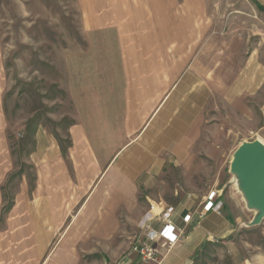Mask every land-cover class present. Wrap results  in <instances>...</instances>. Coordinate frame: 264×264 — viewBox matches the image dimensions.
<instances>
[{
	"label": "crops",
	"instance_id": "obj_1",
	"mask_svg": "<svg viewBox=\"0 0 264 264\" xmlns=\"http://www.w3.org/2000/svg\"><path fill=\"white\" fill-rule=\"evenodd\" d=\"M94 1L106 6L110 0ZM155 1L160 0H138L142 12L129 15H118L114 8V18L107 22L113 25L116 46L107 50L106 64H93L92 71L105 72L102 77L82 80L77 86L66 152L45 131H38L37 138H42L30 156L35 175L31 184L25 176L20 177L11 197L2 189L11 165L0 136V264H80L85 246L98 248L114 239L118 216L126 218L139 240L143 237L139 228L143 215L151 206L156 212L166 205L175 208L174 224L185 233L168 251L160 249V264H193L207 244L231 237L244 221L241 196L236 198L233 191L231 198H220V212L208 211L198 217L188 196L173 205L153 188L165 168L188 157L205 103L206 109L212 103V110H231L243 116L248 107L243 111L242 105L249 102L251 122L258 123L260 102L264 120V97L260 99L264 42L253 45L248 57L229 67L223 66L231 51L226 43L218 47V58L213 57L218 66L207 59L216 49L203 48L205 68L196 62L194 47L180 45V31L173 18H166L169 23L163 31L164 14L154 7ZM221 1L226 5L227 0L218 3ZM236 6H249L250 13L264 20V0H237ZM232 12L241 13L239 9ZM209 18L206 11V40L213 39L212 34L219 39V35L226 36L222 35L224 28L217 35L210 32ZM239 31L236 28L232 38H239ZM205 71L206 79H200ZM215 93L219 95L217 103L212 102ZM2 118L0 115V125ZM140 193L146 200L144 206L136 201ZM190 213L186 224L183 218ZM126 236L125 246L130 243L131 230ZM131 259L139 264L135 254Z\"/></svg>",
	"mask_w": 264,
	"mask_h": 264
},
{
	"label": "rangeland",
	"instance_id": "obj_2",
	"mask_svg": "<svg viewBox=\"0 0 264 264\" xmlns=\"http://www.w3.org/2000/svg\"><path fill=\"white\" fill-rule=\"evenodd\" d=\"M143 1L150 3V0ZM236 1L227 0L224 5L218 0H160L154 2V7L164 14L163 31L169 23L166 20L173 18L180 31V45L196 49L197 63L206 68V59L202 60L201 54L208 47L216 51L207 59L218 66L217 49L226 43L231 51L223 66L229 67L241 57H248L253 45L264 42L262 16L257 18L250 13L249 6L239 8ZM124 3L128 6H123ZM138 3V0L130 3L110 0L105 6L94 0H0V115L3 117L0 136L7 148V163L11 165L2 189L8 197L18 188L20 177L25 176L31 184L35 167L30 156L42 138H37L38 131H45L66 152L77 86L82 80L102 77L105 72L92 71L93 64H106L107 50L116 46L113 25L107 21L114 18V8L118 15L142 12ZM121 4L126 11H122ZM234 9L241 13L234 14ZM206 11L210 13V32L217 35L224 28L222 35L227 37L219 35V39L212 34L213 39L206 40ZM236 28L242 35L232 38ZM199 78L206 79V71ZM260 94L262 100L264 88H260ZM212 102H219L218 93ZM258 103V123L251 122L249 102L242 105L243 111L248 107L243 116L231 110H212V103L206 109L205 103L202 117L196 122L195 142L188 157L164 169L153 188L155 193L173 205L182 203L188 196L195 210L214 190L219 191L220 198H231L232 191L236 198L241 196L230 164L242 142L257 138L264 141V120ZM257 124L259 128L255 127ZM136 201L142 206L146 202L142 193ZM239 204L245 208L242 207L244 216L240 214L244 221L226 238L229 242L218 239L207 244L193 264H264V218L259 224H251L255 211L242 197ZM118 220L114 239L101 243L98 248L85 246L80 264H102L125 254L136 240V231L124 216H118ZM130 230V243L127 241L125 246Z\"/></svg>",
	"mask_w": 264,
	"mask_h": 264
},
{
	"label": "built area",
	"instance_id": "obj_3",
	"mask_svg": "<svg viewBox=\"0 0 264 264\" xmlns=\"http://www.w3.org/2000/svg\"><path fill=\"white\" fill-rule=\"evenodd\" d=\"M222 207L223 202L220 200V193L214 190L207 197L205 196L201 209L195 212L198 217H202L208 211L220 212ZM174 212L175 208L171 205L162 206L156 212L151 206L139 222L143 237L131 245L129 254L114 263L108 264H134L131 259L132 254L137 256L139 264H160L163 258L160 249L163 247L165 252L168 251L181 240L185 233L183 228L174 224ZM191 216L192 213L186 214L183 221L186 224L189 223ZM155 224L159 226L156 227Z\"/></svg>",
	"mask_w": 264,
	"mask_h": 264
},
{
	"label": "water",
	"instance_id": "obj_4",
	"mask_svg": "<svg viewBox=\"0 0 264 264\" xmlns=\"http://www.w3.org/2000/svg\"><path fill=\"white\" fill-rule=\"evenodd\" d=\"M231 170L239 178L249 208L256 207L251 224H259L264 218V143L255 139L242 142L234 152Z\"/></svg>",
	"mask_w": 264,
	"mask_h": 264
},
{
	"label": "bare ground",
	"instance_id": "obj_5",
	"mask_svg": "<svg viewBox=\"0 0 264 264\" xmlns=\"http://www.w3.org/2000/svg\"><path fill=\"white\" fill-rule=\"evenodd\" d=\"M257 139L259 141H261L262 143H264V141L261 138H257ZM235 185L238 189V192L241 194V197H242L243 201L245 202V204H248V199L246 198V195L244 194L243 187H242V185L239 181V178L236 174H235ZM251 209L255 211V214L258 212V208H256V207H251Z\"/></svg>",
	"mask_w": 264,
	"mask_h": 264
},
{
	"label": "trees",
	"instance_id": "obj_6",
	"mask_svg": "<svg viewBox=\"0 0 264 264\" xmlns=\"http://www.w3.org/2000/svg\"><path fill=\"white\" fill-rule=\"evenodd\" d=\"M255 3H257V2L255 1ZM257 6H258V8L263 9L262 6H260L258 3H257Z\"/></svg>",
	"mask_w": 264,
	"mask_h": 264
},
{
	"label": "clouds",
	"instance_id": "obj_7",
	"mask_svg": "<svg viewBox=\"0 0 264 264\" xmlns=\"http://www.w3.org/2000/svg\"><path fill=\"white\" fill-rule=\"evenodd\" d=\"M151 238V237H150Z\"/></svg>",
	"mask_w": 264,
	"mask_h": 264
}]
</instances>
